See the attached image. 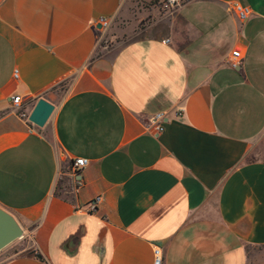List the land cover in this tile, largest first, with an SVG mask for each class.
Returning <instances> with one entry per match:
<instances>
[{"label": "crops", "instance_id": "0c3cea01", "mask_svg": "<svg viewBox=\"0 0 264 264\" xmlns=\"http://www.w3.org/2000/svg\"><path fill=\"white\" fill-rule=\"evenodd\" d=\"M124 1L0 0V207L25 231L0 264H153L155 246L164 264H248L264 247V0H194L104 42Z\"/></svg>", "mask_w": 264, "mask_h": 264}, {"label": "rangeland", "instance_id": "374dc122", "mask_svg": "<svg viewBox=\"0 0 264 264\" xmlns=\"http://www.w3.org/2000/svg\"><path fill=\"white\" fill-rule=\"evenodd\" d=\"M163 3L164 0H125L120 15L106 30L104 42L128 43L150 30L152 33L165 31V19L170 11L163 8ZM22 240L10 246L20 244ZM248 264H264V247L248 248Z\"/></svg>", "mask_w": 264, "mask_h": 264}, {"label": "built area", "instance_id": "2783aa9c", "mask_svg": "<svg viewBox=\"0 0 264 264\" xmlns=\"http://www.w3.org/2000/svg\"><path fill=\"white\" fill-rule=\"evenodd\" d=\"M192 1L194 0H164L163 8L170 12H174L178 10L179 8H181L182 6H184L185 4H188ZM234 11L238 19L242 23L247 22L253 14L252 9L250 7H245V6H241L238 4L234 6ZM111 23H112V20L108 18H101L99 20V25L104 31H106L110 27ZM232 57H233L232 65L234 67H241V65L243 64L242 50L239 48L235 49L232 53ZM12 103L16 109L22 111L25 101L22 97L16 96L12 98ZM22 116L26 117V114L22 113ZM164 118L165 116L162 113H158L152 118V121H154L155 124L159 123L158 125H156V130L158 132L163 130L160 123L164 121ZM88 165H89V160L85 158L75 159L72 165V171H73L74 178L78 177L80 175V172L84 170ZM75 182L77 184L75 191L78 192L82 184H81V181L79 180H75ZM101 200H102L101 196L96 197L95 200L92 202V204L89 206L88 210L90 212H96L98 208V204L101 202ZM153 255H154L153 264H164L163 251L161 247L155 246L153 249Z\"/></svg>", "mask_w": 264, "mask_h": 264}, {"label": "water", "instance_id": "95a60500", "mask_svg": "<svg viewBox=\"0 0 264 264\" xmlns=\"http://www.w3.org/2000/svg\"><path fill=\"white\" fill-rule=\"evenodd\" d=\"M55 111V106L40 98L29 116V122L42 128ZM25 237V231L16 218L0 207V252Z\"/></svg>", "mask_w": 264, "mask_h": 264}, {"label": "trees", "instance_id": "16d2710c", "mask_svg": "<svg viewBox=\"0 0 264 264\" xmlns=\"http://www.w3.org/2000/svg\"><path fill=\"white\" fill-rule=\"evenodd\" d=\"M60 196H62V195L60 194Z\"/></svg>", "mask_w": 264, "mask_h": 264}]
</instances>
